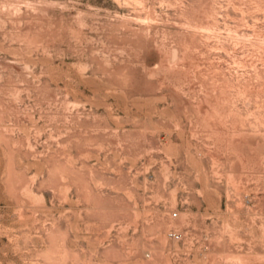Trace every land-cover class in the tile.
Instances as JSON below:
<instances>
[{
  "label": "rangeland",
  "instance_id": "rangeland-1",
  "mask_svg": "<svg viewBox=\"0 0 264 264\" xmlns=\"http://www.w3.org/2000/svg\"><path fill=\"white\" fill-rule=\"evenodd\" d=\"M0 264H264V0H0Z\"/></svg>",
  "mask_w": 264,
  "mask_h": 264
},
{
  "label": "built area",
  "instance_id": "built-area-1",
  "mask_svg": "<svg viewBox=\"0 0 264 264\" xmlns=\"http://www.w3.org/2000/svg\"><path fill=\"white\" fill-rule=\"evenodd\" d=\"M173 214L176 215V214H177V211H173ZM169 235H170L173 239H180L181 236H182L180 232L175 231V230L170 231V232H169Z\"/></svg>",
  "mask_w": 264,
  "mask_h": 264
}]
</instances>
